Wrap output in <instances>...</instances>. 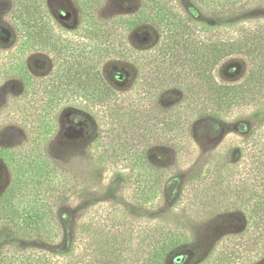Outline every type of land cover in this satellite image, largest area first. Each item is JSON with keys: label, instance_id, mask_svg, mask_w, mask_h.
<instances>
[{"label": "rangeland", "instance_id": "1", "mask_svg": "<svg viewBox=\"0 0 264 264\" xmlns=\"http://www.w3.org/2000/svg\"><path fill=\"white\" fill-rule=\"evenodd\" d=\"M175 3L198 24L196 33L202 41L204 23L264 29V0L222 13H206L192 0ZM140 5V0H43L49 19L44 28L34 25L31 32L43 38L52 26L58 39L68 37L71 54L78 55L77 27L83 16L121 35L117 19L133 16ZM12 9L11 0H0V148L40 146L71 176L73 187L53 204L58 225L53 242L23 238L3 228L0 253L68 254L76 241L74 263L91 259L94 264H143L150 240L170 231L179 237V249H185L172 256L180 264H264V226L252 220L258 217L255 213H264V101L239 106L221 119L206 117L199 82L179 71L183 90L156 85L152 91L149 61L132 52L116 62L122 77L126 68L133 75L114 88L116 98L109 111L62 104L47 109L46 81L59 62L39 50L27 52L23 66L29 81L22 88L17 70L12 71L19 62L20 40ZM221 31L225 35L233 29ZM139 35L131 32L121 38L128 49H137ZM109 66L100 65V72L105 75ZM75 115L90 126L71 127L68 121ZM169 115L188 117L180 135L165 130L163 121ZM48 116L55 132L40 142L36 133ZM133 152L166 171L154 205H140L131 196L135 189L127 162ZM8 182L9 173L0 160V194Z\"/></svg>", "mask_w": 264, "mask_h": 264}, {"label": "trees", "instance_id": "2", "mask_svg": "<svg viewBox=\"0 0 264 264\" xmlns=\"http://www.w3.org/2000/svg\"><path fill=\"white\" fill-rule=\"evenodd\" d=\"M11 1L12 17L20 39L16 50L19 62L12 67V71L17 70L15 73L20 78L22 88L25 89L29 81L23 66V57L27 52L39 50L59 62L46 81L50 87L45 103L47 109H55L62 104L87 108L90 112L109 111L116 98L114 88L122 85L124 78L132 79L133 75L126 68L122 69L121 79L116 77V62L119 57H126L132 52L137 56L144 55V59L149 61L147 77L150 79L148 87L152 91L156 85L161 89L178 86L183 90L178 81L179 71L191 76L194 82H199L203 87L206 117L221 119L239 106L264 101L262 27L204 23L201 25L204 30L202 41L196 33L198 24L179 11L175 0H140V9L136 14L117 19L116 28L122 36L111 32L115 28L83 16L77 27V36L81 41L78 47L80 54L72 55L68 37L59 36L58 39L54 27L49 26L51 34L43 38L32 34L34 25L44 28L49 19L43 0ZM251 1L255 0H192L206 13H222ZM225 27L233 31L224 35L221 30ZM131 32L141 34L134 45L137 49H128L121 38ZM239 59L243 60L241 65ZM100 65H110L105 75L100 72ZM187 118L169 115L163 121V126L171 135H180ZM73 119L68 121L71 120L69 125L73 128L90 126L84 117L75 115ZM54 132L52 117H43L36 133L38 141L49 140ZM0 160L9 173L8 185L0 194V229L11 228L23 238L53 242L58 237L53 204L73 187L71 176L37 145L26 150L0 148ZM127 168L128 178L135 189L131 195L133 199L140 205H154L159 198L158 191L166 171L150 166L137 152L131 153ZM255 214L258 217L252 220L256 219L258 226L259 222L263 223L260 226H264V213ZM150 242V250L143 264H180L172 260L181 246L175 234L162 231L158 238L153 237ZM76 244L74 241L68 254L11 253L4 250L0 253V264H82L74 263L71 259L77 250ZM83 264H94V261L88 259Z\"/></svg>", "mask_w": 264, "mask_h": 264}, {"label": "flooded vegetation", "instance_id": "3", "mask_svg": "<svg viewBox=\"0 0 264 264\" xmlns=\"http://www.w3.org/2000/svg\"><path fill=\"white\" fill-rule=\"evenodd\" d=\"M116 77H119L121 79L122 75H120L118 72L115 73Z\"/></svg>", "mask_w": 264, "mask_h": 264}]
</instances>
